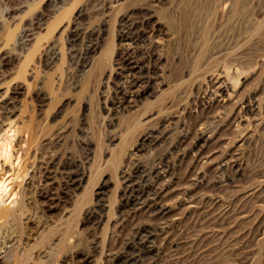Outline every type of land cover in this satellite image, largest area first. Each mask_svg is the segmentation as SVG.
<instances>
[{"label":"rangeland","instance_id":"obj_1","mask_svg":"<svg viewBox=\"0 0 264 264\" xmlns=\"http://www.w3.org/2000/svg\"><path fill=\"white\" fill-rule=\"evenodd\" d=\"M1 127L0 264H264V0H0Z\"/></svg>","mask_w":264,"mask_h":264},{"label":"bare ground","instance_id":"obj_2","mask_svg":"<svg viewBox=\"0 0 264 264\" xmlns=\"http://www.w3.org/2000/svg\"><path fill=\"white\" fill-rule=\"evenodd\" d=\"M239 15H240V14H239ZM50 32H51V31H50ZM259 33H260V32H259ZM259 33H258V34H259ZM5 35H6V34H5ZM6 36H7V35H6ZM127 64H128V63H127ZM132 66H133V65H132ZM128 68H129V67H128ZM128 70H129V69H128ZM0 131H1V132L4 131V128L1 127V128H0ZM148 138H149V137H147V135H145V136H143V137L141 138V140H142V142H143V141H147V140H149ZM5 141H6V140H5ZM2 142H3V141H2ZM2 142H1V143H2ZM9 144H10V143H9ZM8 147H9V145H8V143L6 142L4 148L2 147L4 150L2 151V149H1V151H2L1 155L3 154L4 157H6V156H10V155H9L10 150H8ZM136 149H137V148H136ZM134 155H135V154H134ZM3 156H2V158H4ZM6 158H7V157H6ZM8 158H9V157H8ZM6 160H7V159H6ZM7 161H8V160H7ZM114 161L116 162V161H117V158H116ZM5 163H6V162H5ZM9 169H11V168H9ZM1 170H2V169H1ZM11 171H12V169H11ZM11 171H10V172H11ZM13 171H14V170H13ZM19 172H20V170H19ZM15 173H16V172H15ZM4 174H5V173H4ZM4 174H3V175H4ZM10 174H12V172H11ZM13 174H14V173H13ZM22 174H23V173H22ZM20 175H21V174H20ZM20 175H19V176H20ZM15 176H16V175H15ZM13 178H14V177H13ZM16 178H17V177H16ZM16 178H15V179H16ZM21 178H22V176H21ZM17 179H19V178H17ZM74 185H75V184H74ZM20 205H21V204H20ZM20 207H21V206H20ZM16 209H17V207H16ZM6 216H8V213H7V212H0V217H1V218H5ZM19 255H20V254H19Z\"/></svg>","mask_w":264,"mask_h":264}]
</instances>
